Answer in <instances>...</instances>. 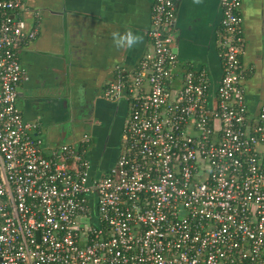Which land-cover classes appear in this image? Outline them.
<instances>
[{"label":"built area","instance_id":"2783aa9c","mask_svg":"<svg viewBox=\"0 0 264 264\" xmlns=\"http://www.w3.org/2000/svg\"><path fill=\"white\" fill-rule=\"evenodd\" d=\"M179 3L153 0L152 50L105 87L127 115L93 176L87 135L48 144L23 118L40 12L28 26L25 0H0V264H264V103L250 110L242 84L241 0H220L213 96L206 71H174Z\"/></svg>","mask_w":264,"mask_h":264},{"label":"crops","instance_id":"0c3cea01","mask_svg":"<svg viewBox=\"0 0 264 264\" xmlns=\"http://www.w3.org/2000/svg\"><path fill=\"white\" fill-rule=\"evenodd\" d=\"M152 2L25 0L28 9L21 15L27 25L34 19L32 10L40 15L36 38L20 52L29 79L18 85L17 104L26 121L39 122L37 134L48 144L87 135L85 157L93 176L111 167L119 154L127 101L106 99L104 90L116 77V67L134 71L152 50L147 36ZM240 15L242 84L248 107L255 111L264 103V0H241ZM220 20L219 0H182L173 48L177 76L201 66L220 78Z\"/></svg>","mask_w":264,"mask_h":264},{"label":"water","instance_id":"95a60500","mask_svg":"<svg viewBox=\"0 0 264 264\" xmlns=\"http://www.w3.org/2000/svg\"><path fill=\"white\" fill-rule=\"evenodd\" d=\"M181 2L182 0H180L178 9H177V13H176V19H175V31L172 33V48H174L177 44L178 41V20H179V15H180V6H181ZM219 9H220V0H219ZM178 34V36H177ZM174 51V49H173ZM176 54V52H174ZM177 60H178V55L176 54ZM25 67V66H24ZM26 68V67H25ZM28 71V68H26ZM195 71H200L201 70V66L200 67H194ZM205 71V70H204ZM208 73L209 79H210V93L214 92L218 83H219V77H215V75L213 74L212 71H206ZM38 94V93H37ZM34 96V95H33Z\"/></svg>","mask_w":264,"mask_h":264},{"label":"flooded vegetation","instance_id":"af4514ba","mask_svg":"<svg viewBox=\"0 0 264 264\" xmlns=\"http://www.w3.org/2000/svg\"><path fill=\"white\" fill-rule=\"evenodd\" d=\"M39 12H40V11H39ZM118 68H123V66L120 64V66L116 67L115 70H117ZM117 75H118V74H115L116 77H117ZM116 77H115V78H116ZM115 78H114L111 82L115 81ZM111 82H110V83H111ZM33 97H34V96H33ZM119 106H120V105H118V106L115 107V111H114V115H115V116L118 115V109H119ZM126 110H127V109H126ZM126 115H127V111H126V113L124 114L123 128H124L125 121H126ZM121 139H122V136H121ZM109 141H111V139H110ZM120 145H121V141H120V144H119V149H120Z\"/></svg>","mask_w":264,"mask_h":264},{"label":"rangeland","instance_id":"374dc122","mask_svg":"<svg viewBox=\"0 0 264 264\" xmlns=\"http://www.w3.org/2000/svg\"><path fill=\"white\" fill-rule=\"evenodd\" d=\"M123 106H124V103L122 102L119 106V109L122 110L123 109Z\"/></svg>","mask_w":264,"mask_h":264}]
</instances>
